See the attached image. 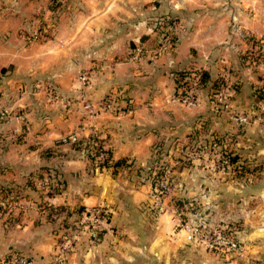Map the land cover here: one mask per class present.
Segmentation results:
<instances>
[{"label": "crops", "instance_id": "obj_1", "mask_svg": "<svg viewBox=\"0 0 264 264\" xmlns=\"http://www.w3.org/2000/svg\"><path fill=\"white\" fill-rule=\"evenodd\" d=\"M81 1L83 3L74 2L71 12L69 9L73 5L66 9L58 7V15L51 22L47 19L48 14H43L44 6H38L35 11L38 3L29 4L28 12L20 21L27 25L32 22L47 25L49 22L52 32L43 41L26 44L18 36L9 34L5 38L0 35L1 101L7 107L16 108L20 114L18 119L0 122V163L7 164L10 174L20 170L26 175L52 168L56 178L62 179V189L58 193L41 198L46 208L39 214L48 213L55 218L54 222H47V226L43 224L44 216L38 214L40 219L36 217L22 226L16 224L24 230L22 234L40 232L42 238L30 237L24 241L13 237L9 242L35 257L33 259H46L55 243L60 242L58 238H65L63 230L75 226L83 207L101 204L110 211L108 228L96 244L83 242L69 253L65 264H135V255L145 251L153 256L148 264H158L159 260L169 264L171 253L181 248L185 253L193 255L196 252L200 256H185L179 264H216L217 256L189 242L182 231L174 229L171 215L151 203V183L146 170L156 168L154 164H148L154 146L175 135L184 123L191 124L192 114H203L206 109V103L202 100L198 103V98L193 106L171 101L178 90L175 88L176 67L197 66L200 64L198 58H207L209 51L216 50L215 45L220 40L230 41V36L222 38L223 26L230 20L240 21L239 2L175 0L171 8L176 10L172 11L182 14L183 21L178 22L172 46L156 59L132 61L125 57L130 43L140 42L148 46L154 39L151 24L143 18L149 6L143 8L140 0ZM181 7L188 10L202 8L204 11L198 12L197 19L191 17L192 21L188 22L189 13L180 11ZM217 8H220L219 13ZM214 9L215 12L211 11ZM222 9L228 11L222 12ZM141 14L144 15L140 17ZM249 16L246 21H251ZM9 19L11 24L19 22V17L9 16ZM215 27L216 34L213 33ZM223 48L233 53L238 47L229 42ZM192 49L196 50L198 58H188L192 56ZM95 63L100 66L91 76L90 95L93 98L113 97L116 105L123 109L120 113L100 112L92 118V126L85 127L89 121L81 119L75 106L59 108L69 104L66 98L49 100L42 77L53 76L58 91L72 95L77 82L73 75L68 79L64 74H73L79 67ZM73 128L78 130L77 145H82L89 132H100V146L109 153L108 166L99 170L91 168L92 160L81 148L61 144L60 136ZM16 175L12 176V184L18 180ZM191 176L178 180L177 189L173 188L162 200L166 210L172 207L166 205V201L174 196L188 197L198 209V203L202 204L206 196L232 200L240 199L238 196L242 195L225 191V185L230 186L229 181L217 184L219 192L215 194L186 190V185L196 182L201 186L210 184L206 179ZM234 188L232 191H240ZM48 206L53 208L51 213L52 208ZM63 211L66 215L59 216ZM34 221L38 224L36 227H33ZM12 233L15 235L16 232ZM251 234L246 233L244 238ZM200 250L204 251L201 253ZM251 257L246 254L245 264H254Z\"/></svg>", "mask_w": 264, "mask_h": 264}, {"label": "rangeland", "instance_id": "obj_2", "mask_svg": "<svg viewBox=\"0 0 264 264\" xmlns=\"http://www.w3.org/2000/svg\"><path fill=\"white\" fill-rule=\"evenodd\" d=\"M174 1L140 0V2H143V8L149 6L148 13L143 14V18L151 24V29L154 34V39L147 47H153L160 37V32L157 30L159 26L158 22H161L163 28L168 22H174L173 40H175V29L178 26V22H181L183 16L172 11L176 10L171 8ZM218 1L239 2L240 9L236 11L239 12L240 21L230 20L226 23L223 26L225 31L222 37L224 39L227 36L232 37L229 41L230 44L232 43L234 47L238 48L233 53H230L229 50L223 48L224 45H229V42H222L220 40L215 45L216 50L209 51L210 53L207 58H198V56L196 57V50H191L192 56L188 58L193 59V56H195L200 59L198 61L200 62L199 65H194L193 67L187 65L176 67L174 71L176 74L175 88L179 89L181 87L179 82L183 80V76L199 78L200 82L193 86L192 92L194 93V97L199 99L198 103H200V100L206 103V109L203 114H192L194 119L190 121L191 124L187 122L183 126H179V131L175 135L159 141L153 148L154 151L148 159V164H154L156 166L153 171H155L154 179L156 178L157 180V186L161 188L162 186H159V182L167 178L165 187L167 186L170 191L173 188L177 189L178 180L191 174V177L200 180L206 179L210 183L209 185L204 183V186L198 185L197 182L194 185H186V190L195 192L200 190L201 193L215 194V192H219L217 189L219 185L217 184L222 183V181H229L230 186L227 188L225 185V191L233 192V194L241 193L242 195L238 196L240 199L232 198L231 200L228 197L221 199L219 196L213 198L212 196L210 198L206 196L202 204L198 203L200 208L197 209L195 204V209L198 213H203L201 215H205L204 218L209 223H230L234 225L238 238L245 246V253L252 256L250 261L254 264H264V254L259 257L261 251H264V109H262V106L264 108V0ZM33 2L38 3L34 7L35 11L38 10V6H44L46 8L43 10V14H48L47 19H50L49 22H51L58 15V7L66 9L73 5V8L71 7L69 9V12H71L75 7L74 2L76 0H0V15H2L0 17V35L2 37L7 38L11 34L15 37L18 36L22 39V42L30 44V42L43 41L50 36L52 27L49 22L47 25L33 22L27 25L20 21V18L28 12L29 4ZM78 2L83 3L81 0H78ZM180 11L189 13L187 15L188 18L184 16L189 22L192 19H197L198 12L204 10L202 8L188 10L187 8L184 9L181 7ZM211 11L215 12L216 10ZM226 11L228 10L222 9V12ZM217 12H220V8H217ZM248 14L252 18L251 21L245 20ZM143 15L141 14L140 17ZM9 16L14 18L19 17V22L16 24L13 21L11 24ZM191 17L192 19L190 20ZM4 19L7 21H3ZM187 27H190V25L187 24ZM231 29L234 30L233 33L230 32ZM213 33H217L216 27ZM34 34L36 37L34 39L32 38V41H28V38H31ZM134 44L130 43L129 51L125 56L127 60H129L130 51ZM163 53L157 54L154 57H143L142 59L150 61L156 59ZM225 59L226 61H224ZM98 65L100 66V64L95 63L88 67H79L73 74H64L68 79L73 75L75 82H77V87L72 95L61 94L58 91L57 82L54 81L53 76L49 77L50 75L47 74L42 77V82L45 84V93H47L48 98H51L49 100L57 101L59 98H66L69 104L58 107L62 110L64 107L75 106L77 111H80L81 119L83 118L89 121L85 127L92 126V118L100 112H88L81 106L82 99L88 98L89 102L94 103L106 97L93 98L88 90L91 76L93 71L99 68ZM83 74L87 78L86 82L82 85L80 78ZM221 87L226 88V91H224V102L219 103L215 101L214 95ZM7 108L19 114L16 108ZM189 108L194 109V107ZM232 111L248 112V123L237 124L231 118ZM174 125L177 124L175 123ZM76 132L78 133V130L73 128L70 132L60 137H66L71 133L76 135ZM99 134L100 132L97 130L89 132L82 145H77V141L61 144L69 145L70 148L72 146L74 149L81 148L83 153L92 160V162L89 160L90 167H95L99 170L101 168L99 167L100 160L96 157V154L99 148L104 152L106 151L100 146ZM1 141L3 143L4 139ZM93 155L94 159H92ZM218 164H228V168L224 171H218ZM44 169L46 170L42 172L34 170L36 173L26 175L20 170L10 174L11 169L7 164L0 163V202L3 203V205L0 204V264H2V260H4L6 254L12 250L20 252L30 258H35L12 245L9 241L13 237L24 241L29 240L30 237L36 239L42 238L40 232L36 234L32 233L31 235L22 234L21 232L24 230L21 227H17L16 224L22 226L26 225L28 221L35 220L36 217L40 219L38 214L46 208V205H44L45 202L41 198L44 196L50 197L62 189L60 182L62 179L59 176L57 177L58 179L56 178L52 168ZM151 171L147 169L146 173L150 176ZM138 172L137 174H139ZM15 174H17L18 180L12 184L14 182L12 176ZM144 178L146 179V177ZM230 180H235L236 183L230 182ZM231 183H235V185H231ZM233 187L240 189V191H232ZM11 200H19L21 202L20 204H23L24 207H9L7 204ZM187 200H189L188 197L178 198L174 196L169 198L170 202L166 201V205H172L178 208ZM26 204H28V207H26ZM48 207L52 208V206ZM106 209L108 210L107 207ZM52 211L53 208L50 209L49 213ZM108 212L110 213L109 210ZM39 215L44 216L42 219L46 220L43 224L47 226L49 225L47 222H54L55 218L49 216L48 213H41ZM62 215L65 216L66 212L63 211L59 214V216ZM49 218L50 220H47ZM35 222L33 227L38 225ZM58 222L60 221L58 220ZM76 225L77 223L75 226L71 225V228L68 226L67 228L64 227L66 230H63L62 235L70 238L72 234L76 233ZM105 228H108V223ZM174 229L178 230V227L174 226ZM14 231L16 232L15 235L12 233ZM249 232L252 233L251 236L249 235L250 237L248 238L246 236L245 239V234H249ZM58 239L60 242L65 240L62 237ZM60 242L55 243L54 247ZM83 242H87V240H81V243L75 247H79ZM249 245H252L251 248H248ZM200 251L202 253L204 250ZM185 252L181 248L171 253L169 264H179L181 258L185 256L192 258L197 255L196 252H193V255ZM145 253L147 254L146 256L144 255ZM145 253L135 255V264H148L150 258H153V256H151L150 252L147 253L145 251ZM217 257L218 259H215L216 264H245L244 259L229 261L222 257ZM158 262V264H163L162 260Z\"/></svg>", "mask_w": 264, "mask_h": 264}, {"label": "built area", "instance_id": "obj_3", "mask_svg": "<svg viewBox=\"0 0 264 264\" xmlns=\"http://www.w3.org/2000/svg\"><path fill=\"white\" fill-rule=\"evenodd\" d=\"M158 24L157 30L160 32V37L157 39L156 44L153 47H147L140 42L135 43L130 51L129 60L138 61L143 57H154L157 54L165 52L172 46L174 22H168L164 28L161 22H158ZM35 37L34 34L31 38H28V41H32ZM86 78L87 76L84 74L81 76L80 83L82 85L86 82ZM195 84L196 78L185 76L181 87L176 91L177 93L171 98V101L180 102L186 106H193L196 97H194L192 88ZM224 91H226V88L222 87L218 90L214 95L215 101L219 103L224 102ZM81 103V106L88 112L99 113L108 111L120 113L122 111V108L116 105L115 100L110 96H106L94 103L89 102L88 98H83ZM262 109H264L263 106ZM19 117V114L5 107L0 99V122L11 118L18 119ZM231 118L237 124H246L249 121V114L248 112L232 111ZM59 139L62 143H72L77 140L74 133L66 137H60ZM96 157L102 162L106 158V153L99 148ZM217 167L218 171H224L228 168V164H218ZM154 175L155 171L152 170L149 176V181L151 183V203L155 204L159 210L163 208L165 212L171 215L174 226L178 227V230L185 234L189 242L225 260L236 261L245 259V246L238 238L234 225L230 223H209L197 212L193 200L183 202L178 208L172 206L166 210V208L162 206V200L171 193L169 188L167 186L165 187L167 178L159 182V186H162L160 188L157 186V180L156 178L154 179ZM20 203L19 200H11L7 205L9 207H24L23 204ZM0 204L3 205L1 202ZM26 207H28V204H26ZM108 217V210L101 204H93L88 207L85 206L76 222V233L72 234L70 238L65 237L64 241L58 243L46 259L36 260L12 250L6 254L4 260H2V264H65L68 254L72 252V250H75V246L81 243V240L86 239L91 245L99 242L103 231L106 229Z\"/></svg>", "mask_w": 264, "mask_h": 264}, {"label": "trees", "instance_id": "obj_4", "mask_svg": "<svg viewBox=\"0 0 264 264\" xmlns=\"http://www.w3.org/2000/svg\"><path fill=\"white\" fill-rule=\"evenodd\" d=\"M182 78H184V76ZM182 82L183 80H180L179 83L182 85ZM199 82H200L199 78H196V84H198ZM105 153H106V158L102 162H100L99 167H105L109 165V153L107 151H105ZM92 159H94V155Z\"/></svg>", "mask_w": 264, "mask_h": 264}, {"label": "water", "instance_id": "obj_5", "mask_svg": "<svg viewBox=\"0 0 264 264\" xmlns=\"http://www.w3.org/2000/svg\"><path fill=\"white\" fill-rule=\"evenodd\" d=\"M263 254H264V251H261V253H260V256H259V257H261Z\"/></svg>", "mask_w": 264, "mask_h": 264}]
</instances>
